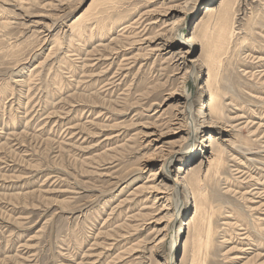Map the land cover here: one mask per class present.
Segmentation results:
<instances>
[{
    "label": "rangeland",
    "instance_id": "374dc122",
    "mask_svg": "<svg viewBox=\"0 0 264 264\" xmlns=\"http://www.w3.org/2000/svg\"><path fill=\"white\" fill-rule=\"evenodd\" d=\"M180 1L0 0V264H264V0L193 1L175 37L209 5L220 39L178 45L205 61L183 88L186 68L152 54L165 23L143 30ZM186 99L196 128L177 124ZM174 174L173 224L154 202Z\"/></svg>",
    "mask_w": 264,
    "mask_h": 264
},
{
    "label": "bare ground",
    "instance_id": "6f19581e",
    "mask_svg": "<svg viewBox=\"0 0 264 264\" xmlns=\"http://www.w3.org/2000/svg\"><path fill=\"white\" fill-rule=\"evenodd\" d=\"M193 1L194 0H181L180 2H178V4L170 5L161 16L156 17V19H151V21L148 23V25L143 28V30L145 31V30H148V28H149L148 26L149 25L151 27V25L159 24L160 22L165 23V28L163 29L162 33L157 35L154 38V42H155L156 45L154 47H151L152 48V54L159 53L158 55L164 56V57L166 56L165 59H169L170 61H173L172 64L174 66L178 67L179 69L186 68L185 69L186 70L185 73H183V75H184L183 79L184 80H182V85H181L182 88H183L184 85H186V80L188 78L189 72H193L194 73V71L200 66L202 68V66H204V62L205 61H203V58H202L204 55H202L200 57V59H197V61L194 60L192 58V56H191L190 48H181V47H178V45H181L182 43H187V45L191 47V46H194L195 45L194 44L195 41H197V42H200L201 47H202L201 48V52L204 53L206 51V49L208 48V46H209L208 43H210L209 42L210 39H212L213 37H217L218 39H220V35L215 34L214 31L208 33V30L205 29V24L207 23V19L212 15L211 13L213 11L210 8L209 5L205 7V9H206L205 15L200 19V21L198 23L200 26L199 27L198 26L195 27L197 30L189 33L186 36L185 42L181 41V40H178V38L175 37L176 36V31L178 30V27L181 26L185 20H187V17L190 14L189 7L193 3ZM229 1L230 0H220L218 5H219V7L225 9L227 7ZM88 11H89V7L85 10L84 14H86ZM209 11H211V13L210 14L208 13L206 15V13L209 12ZM136 24L137 25H142L143 23L139 19L138 21H136ZM130 26L133 27L132 25H130ZM126 27H128V26H125L124 28L126 29ZM210 77L211 76L208 74V78H210ZM201 90L205 91V92H208L211 96H213L214 92L211 89V84L205 85L204 87L201 88ZM184 93H185V89H181L180 91L176 90L173 93V97L176 94H178L176 101H180V100H182V96L184 95ZM181 103H182L181 104L182 106L179 105L180 107L178 108V112H177V115H176L177 116L176 117L177 120H179L178 121L179 123H177V124H179L180 127H183V124L181 122L184 123V122H186L188 120V112L190 111L191 115H192L191 119L193 120L192 123H194V127L196 128V124L195 123L197 121L193 117V114H194L193 113L194 112L193 111V109H194L193 104L191 102L187 103V99L185 101L181 102ZM211 123L214 124L215 122L211 121ZM187 128L188 129H185V130L189 131V127H187ZM146 134H147L146 137L148 139H150L149 142L151 144L152 141H154L153 136H155L156 133L152 131V132H147ZM205 139H206V137L204 138V140ZM181 150H182L181 148H178V149H173V150L171 149V150H161V151H159L160 152V153H158L159 160L162 159L164 161V163L162 164L163 165L162 167L166 168L167 162H169L170 160L172 161L173 159H175V157L177 156V154H179L181 152ZM179 170H180V168H179ZM167 171H168V174H165L163 176H159L158 175L157 177H155L156 180H159V182H164L167 178H172L171 171H170L169 168L167 169ZM174 176H175V178L172 179L174 181V188L172 187L173 188L172 192L169 190V186H168V188H165L167 186L164 187L166 190H162L159 187L158 189L162 190V191H159V193H161V194L155 196L154 205H156L157 202H163L164 199L167 198L169 203L168 204H164L163 207H162V210H165V211L167 210V212L174 210V207H173V204H174L173 199L174 198L170 197V196L172 194H174V196H177V194L179 192L178 191V187L185 184V182L183 181L184 179H182L180 177V174H174ZM159 178H161V179H159ZM150 188L152 189L153 187L151 186ZM154 190H156V189L154 188ZM149 191H151V190H149ZM194 198H195L194 205H192V208H191L192 210H191L190 216L188 217V221H186L185 227H184V229H185L184 230V238H185V240H184V245H183L184 247H187V244L192 242L193 225H194V223L196 222V219H198V217L200 216V213H201V205H200L199 201L197 200V198L196 197H194ZM145 208L146 207H144V209ZM155 208H156V206H155ZM157 209H158V207H157ZM180 209H181V205H179L177 203L173 214L171 213V215H170V219L167 218V217H166V219L167 220L169 219L171 221V223H173V219L175 218V214L177 212H179ZM150 218H152V217H150ZM150 218H149V220H150ZM164 230H165V232L167 231L166 228ZM161 234H164V235L162 237H157L156 240H154V242L156 241V243L151 247L152 248L151 250H153L154 252L157 251L159 248L163 247V244L167 240V236L169 235V232H166V233L163 232ZM151 244H152V242H151ZM146 250H149L148 246L143 248L144 253L146 252ZM174 262L175 261H174L173 258L172 259H167V261H164L162 259L161 260L158 259V260L155 261V264H171V263H174Z\"/></svg>",
    "mask_w": 264,
    "mask_h": 264
},
{
    "label": "water",
    "instance_id": "95a60500",
    "mask_svg": "<svg viewBox=\"0 0 264 264\" xmlns=\"http://www.w3.org/2000/svg\"><path fill=\"white\" fill-rule=\"evenodd\" d=\"M190 204L192 205V202Z\"/></svg>",
    "mask_w": 264,
    "mask_h": 264
}]
</instances>
